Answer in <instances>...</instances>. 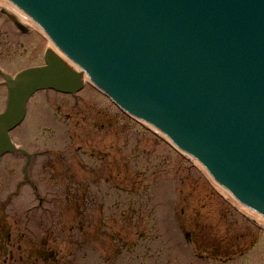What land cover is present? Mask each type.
Here are the masks:
<instances>
[{
    "label": "rangeland",
    "instance_id": "obj_1",
    "mask_svg": "<svg viewBox=\"0 0 264 264\" xmlns=\"http://www.w3.org/2000/svg\"><path fill=\"white\" fill-rule=\"evenodd\" d=\"M2 8L0 112L5 75L43 64L50 48ZM12 137L33 155L28 177L21 152L0 159V264H264V227L91 83L37 93Z\"/></svg>",
    "mask_w": 264,
    "mask_h": 264
},
{
    "label": "water",
    "instance_id": "obj_2",
    "mask_svg": "<svg viewBox=\"0 0 264 264\" xmlns=\"http://www.w3.org/2000/svg\"><path fill=\"white\" fill-rule=\"evenodd\" d=\"M10 1L117 104L264 215V0ZM46 62L8 77L0 156L16 149L9 131L34 92L84 86V72L59 55L48 50ZM248 207L264 227V217Z\"/></svg>",
    "mask_w": 264,
    "mask_h": 264
},
{
    "label": "bare ground",
    "instance_id": "obj_3",
    "mask_svg": "<svg viewBox=\"0 0 264 264\" xmlns=\"http://www.w3.org/2000/svg\"><path fill=\"white\" fill-rule=\"evenodd\" d=\"M4 1V7H6L7 11L10 12L11 14L13 15H16L19 20L26 24V25H30V26H34L35 28H37L39 31H41L42 33L43 30L41 28H39V26H37V24H35V22L30 18L28 17L25 13H23L22 11H20L13 3L9 2L8 0H3ZM50 51H52L53 53L59 55L62 59L65 60V63H67L69 65V67L77 70L80 72V69L77 65H75L73 62H71L68 58H66L56 47L55 45L52 43V41L50 40V48H49ZM85 80H86V74H83L82 76ZM86 77V78H85ZM191 160H193L196 164H199V166H201V168H204L202 166V164L196 160L195 158H193L192 156H189L187 155ZM205 170V168H204ZM211 177V176H210ZM213 180V178H211ZM214 181V180H213ZM215 182V181H214ZM215 184L220 188V190L227 196H229L230 198H233L234 199V203H236L237 206H239L243 211L247 212L248 215L253 218V219H256L251 213L250 211L245 207L243 206L242 204H240L237 200L235 201V198L233 197V195L228 191L226 190L225 188L221 187L217 182H215Z\"/></svg>",
    "mask_w": 264,
    "mask_h": 264
},
{
    "label": "flooded vegetation",
    "instance_id": "obj_4",
    "mask_svg": "<svg viewBox=\"0 0 264 264\" xmlns=\"http://www.w3.org/2000/svg\"><path fill=\"white\" fill-rule=\"evenodd\" d=\"M15 260V258H14V254H13V252L11 251V254H10V258L7 260V259H5L4 260V262L6 263V262H10L11 263V261H14Z\"/></svg>",
    "mask_w": 264,
    "mask_h": 264
}]
</instances>
